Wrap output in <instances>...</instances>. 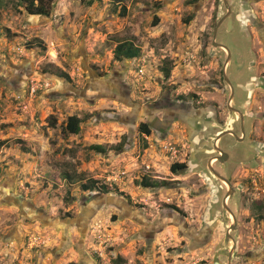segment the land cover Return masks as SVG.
I'll use <instances>...</instances> for the list:
<instances>
[{"label": "rangeland", "instance_id": "1", "mask_svg": "<svg viewBox=\"0 0 264 264\" xmlns=\"http://www.w3.org/2000/svg\"><path fill=\"white\" fill-rule=\"evenodd\" d=\"M227 1L220 48L223 0H0V264H226L209 162L232 264H264V0Z\"/></svg>", "mask_w": 264, "mask_h": 264}, {"label": "trees", "instance_id": "2", "mask_svg": "<svg viewBox=\"0 0 264 264\" xmlns=\"http://www.w3.org/2000/svg\"><path fill=\"white\" fill-rule=\"evenodd\" d=\"M23 6H25L28 14L39 15V16H49L52 10L54 0H18ZM140 55V49L131 42H121L118 43L114 49V58L118 61L123 59L130 60L137 58ZM163 73L166 77L169 76V70L163 69ZM79 118L76 116H70L67 119L65 130L69 134H78L79 133ZM140 130L145 135L150 134L149 126L146 123L141 124ZM186 168L184 163H173L170 166V171L173 174H179ZM164 183V182H163ZM96 181H89L81 185L83 191H92L94 189H99L101 193H107L108 190L106 187H98ZM143 187H156L160 186L156 182H148L142 180L140 183ZM116 264H121L119 261H116Z\"/></svg>", "mask_w": 264, "mask_h": 264}, {"label": "water", "instance_id": "3", "mask_svg": "<svg viewBox=\"0 0 264 264\" xmlns=\"http://www.w3.org/2000/svg\"><path fill=\"white\" fill-rule=\"evenodd\" d=\"M223 4H224V7L226 9V13L225 15L218 21V23L216 24V26L214 27L213 29V33H212V45L215 46V47H220V48H224L222 45L216 43V34H217V29L218 27L222 24V22L224 20H227V22L229 24H231L232 20L230 18V13H231V9H230V6H229V3L227 0H223ZM229 62V55L227 57V59L225 60V63L223 65V70H222V75H223V80L227 83V85L230 87V90H231V94H230V97H229V100H228V110H229V113L231 114V116L233 118H237V114L239 116V119L241 121V130L243 132V114L238 111L237 109L234 108V106L232 105L234 103V92H233V89L231 87V84H230V81L226 75V66ZM227 134H231V135H234V133L230 130H226V131H223L221 132L220 134H218L214 140V143H213V148L214 150L218 153V156L215 157L217 161H219L221 164H223L227 159H228V155L222 151L218 145H217V141H219L223 136L227 135ZM237 140H242V137L241 139L239 137H237L236 135H234ZM208 168L209 170L216 176L218 177L219 179L223 180L227 185L228 187L230 188L228 193L226 194L224 200H223V207L225 209H227V211L230 213V215L232 216V220H233V223L232 225H230V228L229 230L226 232V239H225V243L228 242V238L230 237V230H235L236 228V219H235V216L234 214L231 212V210L228 208L227 204H226V199L229 195H231L230 193L233 192V189H231V185L230 183L228 182L227 179H225L224 177H222V175H220L219 173H217L211 166V162L208 163Z\"/></svg>", "mask_w": 264, "mask_h": 264}, {"label": "flooded vegetation", "instance_id": "4", "mask_svg": "<svg viewBox=\"0 0 264 264\" xmlns=\"http://www.w3.org/2000/svg\"><path fill=\"white\" fill-rule=\"evenodd\" d=\"M239 118V116H237ZM233 119H237V118H233ZM240 120V119H239ZM231 131V130H230ZM229 135V134H228ZM225 239H226V234H225ZM225 239H224V245L229 247L230 249L227 251V254H226V264H232V258H235L237 257L235 255L236 253V248H237V245H236V242H235V239L230 235V237L228 238V242L225 243ZM231 243V247H230V244ZM246 255V254H245Z\"/></svg>", "mask_w": 264, "mask_h": 264}]
</instances>
